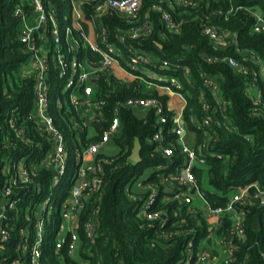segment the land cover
I'll use <instances>...</instances> for the list:
<instances>
[{
	"label": "trees",
	"instance_id": "1",
	"mask_svg": "<svg viewBox=\"0 0 264 264\" xmlns=\"http://www.w3.org/2000/svg\"><path fill=\"white\" fill-rule=\"evenodd\" d=\"M101 1L83 6L85 19L80 24L82 30L73 28V18L68 17L71 31L60 37L62 53L70 61V44H82L81 31H87L86 22L91 20L98 34L104 32L105 40L100 37L99 45L106 48L104 41L113 45L124 69L129 70L128 62H125L129 57L128 46L138 52L150 53L158 63L146 68L152 70L156 77L173 76L181 85V89L176 91H180L185 98L183 121L195 134L194 148L203 151L208 161L206 168H195L193 173L209 205L212 208L225 207L231 188L236 186L257 182L264 188L263 81L259 80L263 90L261 106H255L248 94L253 79L251 73L261 72V67L253 62L251 56L259 57L264 65V34L251 31L252 12L258 10L264 13V0H194L193 4L143 0L137 20L133 23L113 11L95 16V6ZM45 4L49 6V16L55 18L58 27L62 26L64 13L71 10L70 0H45ZM21 6L28 13H33L30 0H0V199L2 191L10 186L16 202V207L4 218L12 236L7 253L17 257L20 228L35 224L38 217L45 220L52 232L59 229L63 203H58V194H62L64 189V202L69 197L72 187L69 178L75 173L76 152L100 140L118 114L122 130L120 136L113 140L119 150L112 156L98 155L97 162L104 170L101 189L94 198L84 201V208L78 214L77 233L82 241V257L90 264H183L188 259L186 251L190 242L194 241L196 255L201 249V240L210 234V226L201 210L192 212L178 201H164L163 198L169 194L163 187L149 212L167 213L165 224L161 218L150 220L133 210L146 194L132 190V184L150 170L152 174L143 178L142 183L160 186L161 177L157 168L167 160L149 142L159 127L155 110L151 109L140 117L133 109L123 106L132 97H156L165 105L164 115L168 118L165 135L177 145L175 160L179 164L182 161L180 146L175 141V132H170L174 125L173 113L166 108L169 96L160 95L157 91H143L139 78L119 79L111 73L99 71L94 97L104 102L96 109L104 115V120L103 126H95L96 134L89 136L80 131L83 121L79 108L73 104L75 97H83L84 88L75 86L66 98H58L63 78L61 67L54 63L55 39L49 33L37 32V50L44 40L50 41L44 95L48 103L46 112L63 134L68 154L69 171L61 180L52 158L55 140L41 126L38 116L37 73L22 74V67L30 62L31 54L20 40L24 22L15 12ZM231 9L228 17L218 14ZM163 12L169 13L179 26L177 32L166 29ZM143 26L147 29L139 37L128 40L126 44L118 41L119 35L133 27ZM207 27L228 32L230 38L227 45L216 47L204 35ZM77 54L79 61L88 63H97L101 59L88 47L81 46ZM229 58L242 63L249 73L231 68L224 61ZM164 62L167 64L164 65ZM209 76L219 81L217 97L205 86V79ZM153 82L162 84L156 79ZM205 103L208 109L204 108ZM205 118L212 121L208 132L198 131L191 123L193 119L201 122ZM11 124L16 130L23 131L22 137L17 135ZM136 139L141 144V162L138 164L131 160ZM20 175H23L22 178ZM57 180H61L59 187H55ZM47 201L49 203L44 212H37L36 207ZM93 217L97 219L96 235L95 242L90 243L86 226ZM256 219L261 222L259 228L254 227ZM231 229L232 221L226 216L219 234L224 236ZM243 233L244 238L236 242L230 264H264V208L256 204L246 208ZM34 235L31 230L32 240ZM55 239L52 236L46 240L43 264H80L71 257L72 235L68 234L66 242L60 247ZM188 264L200 263L198 258H193Z\"/></svg>",
	"mask_w": 264,
	"mask_h": 264
},
{
	"label": "built area",
	"instance_id": "2",
	"mask_svg": "<svg viewBox=\"0 0 264 264\" xmlns=\"http://www.w3.org/2000/svg\"><path fill=\"white\" fill-rule=\"evenodd\" d=\"M96 0H84V2H79L77 0H70L71 6V16L73 18V28L77 30L81 29V22L84 21L85 15L83 11V6L86 3H93ZM171 3V0H169ZM173 1V0H172ZM178 2L177 0H175ZM174 1V2H175ZM143 0H102L95 6V16L103 15L109 11H113L119 14L123 19H126L128 22L133 23L137 20L139 11L141 9ZM181 2H188L193 4L194 0H182ZM30 6L33 9V12L37 14V22L35 27L29 28L25 25L26 19L29 16L27 11L21 6L16 9L15 15L18 16L24 22V29L20 35V40L27 47L28 53L31 54V60L29 64L36 72L38 83L36 85V91L38 96V116L41 120V126L46 130V132L53 137L55 140L54 151L52 154L53 163L56 169L60 172V178H62L69 171V164L67 159V153L65 150L64 136L56 127V124L51 116L46 112L48 107L47 98L44 95V90H46V80L45 72L47 70V58L48 54L45 56V68L40 71L38 69L39 63V52L36 49L35 45V35L37 32H45L46 34L52 35L55 39V44H59L55 49V61L54 63L61 67V78L66 79L70 75V69L72 68L76 79L67 80V90L68 92L73 89L75 86L84 88V95L82 98L78 96L73 99V104L80 110V119L83 121V127H80L81 132H86L88 134L89 128L93 129V134H96L95 126L102 125L104 120V115L98 113L96 109L104 105V102L100 99L94 97L95 91L97 89V81L99 77L97 73L99 71L109 72L116 66H121L120 61L122 60L119 57V53L116 52V49L113 45L104 41V46L102 48L99 43L91 44L88 38V35L85 31H81L82 44L77 43L70 44L68 49L71 53L70 61L67 58V55L62 53L60 49V37L62 34H69L70 29L67 28L63 33L56 25L55 18L49 16L48 10L49 6L45 4V0H30ZM231 9L228 12H218V14L228 17L232 13ZM254 18L251 31L254 33L264 34V13L261 11L252 12ZM163 21L165 27L169 31L177 32L179 26L174 23L172 17L169 13H162ZM87 24H95L92 20L86 22ZM147 29V26L143 27H133L128 32L119 35L118 41L122 44H126L128 40L135 39L139 37ZM52 30L55 31V34H52ZM149 31V30H148ZM147 31V32H148ZM204 35L216 46L224 47L229 42L230 34L226 31H221L216 28L207 27L204 30ZM102 37L105 40L104 32L97 35ZM98 42V41H97ZM81 46L88 47L98 55L101 59L97 63H88L86 66L88 70L83 69L82 63L74 60L77 56L78 51ZM38 53H37V52ZM127 53L129 57L125 59V62H128L129 70H126L128 73V80L140 79L143 83L147 84L151 88L158 90L160 95H168L171 98H179L183 100V107L180 109L172 106V104H166L168 111L173 113L172 119L174 120V125L171 127L170 132H175L176 134V143L180 146L182 161L179 164H176L175 160V150L176 144L170 142L165 135V125L168 122L167 116L164 115L165 105H163L160 100L156 97H147L139 98L132 97L129 98L123 106L133 109L136 111H145L144 116L151 110L154 109L156 116L158 117V129L152 138L149 139L151 144L156 146L155 151L160 153L167 162L162 164L157 168L158 176L161 177L160 186L159 185H145L142 183V179L137 180L132 185V190L139 192L140 194H146L143 197L142 202L138 205L140 216L146 217L150 220L163 219V224L166 223L167 213H150L149 210L152 204L156 201V198L160 195L162 187L164 188L165 193L169 194L163 198L167 203L178 201L180 204H184L189 207V210L194 212L201 210L210 226V234L201 240L200 246L201 249L196 253L194 252V241H191L188 249L186 251L187 261L183 264H188L193 258H198L200 264H210L209 260L213 259L214 262L217 260L218 264H230L233 261L232 253L236 249V242L241 241L244 238L243 226L245 224L246 218V208L250 205L256 204L264 208V188H261L257 182L248 183L242 186H236L231 188L229 199L225 207H216L212 208L209 203L205 200L202 191L199 188L196 176L193 171L195 168H206L207 167V158L203 151H197L194 147L188 145L185 142V136L187 134V126L185 125L182 114L185 107V98L180 91L176 89H181L179 81L173 77L168 76L167 78L156 77L152 70H148L147 66H155L158 63L150 53L147 52H138L133 49L132 46L127 47ZM238 51H240L238 49ZM244 52V51H241ZM79 58V57H78ZM254 63L261 67V72H253V79L249 85L248 94L254 101L255 106H261L262 103V88L259 85V80L261 79L264 84V65L261 59L257 56H251ZM231 68L236 71L248 74V69L240 62L234 58H229L224 60ZM71 62V63H70ZM27 64H24L27 67ZM100 64V68H92L91 65ZM167 64L166 62L163 63ZM22 67V74L27 75ZM143 68V69H142ZM31 72V73H32ZM39 73H42L39 76ZM120 79V78H119ZM158 80L162 84H156L153 80ZM205 86L211 90V93L214 96L219 95V81L215 77H207L205 79ZM152 90L151 92L155 91ZM144 91V90H143ZM160 91V92H159ZM147 92V93H151ZM225 107L224 102L222 103ZM204 108L208 109V105L205 103ZM264 112V109H263ZM143 116V117H144ZM211 119L205 118L203 121L198 122L192 120V125L198 130L203 132H208V128L211 125ZM12 128L17 132L19 137L23 136V131L16 130L15 125L11 124ZM103 126V125H102ZM87 130H86V129ZM122 130L121 119L117 114L116 117L111 122L110 127L106 130L100 140L97 142L91 143L90 145L82 148L76 152V157L74 158L75 173L70 179L72 187L70 189V194L68 199L62 204L61 211L62 215L64 214V220H69L73 218L71 211H77L75 213L74 225L72 229L67 231L66 237H61V233L65 231L64 224L61 222L59 229L52 232V236H55V243L58 247L64 244L67 240L68 234L72 235V243L70 246L71 252L75 246V243L80 241L82 246V241L79 238L77 233L78 227V211L77 209L84 208V201L94 198V196L100 191L102 186V177L104 173L101 163L97 162L98 155L104 153V150L109 146L112 140L120 136ZM105 155V154H103ZM112 156V155H106ZM21 172V170H20ZM152 171L147 170L143 175L144 178L149 177ZM23 175H20L22 178ZM61 180H57L55 187L61 185ZM16 180L14 181V184ZM170 190V192H167ZM194 193L192 194V191ZM0 199V264H43V250L40 249L41 244H45L43 230L46 227V222L44 219L38 217L35 224L27 225L20 228L19 237L20 240L17 243L16 250L19 253L17 257H14L10 253H7V246L12 240L11 232L6 225L4 218L9 214V211L13 210L16 207V202L13 200V190L10 186L6 187L2 193ZM85 197L87 199L85 200ZM195 197H198L203 205L201 204L198 208L195 206ZM74 213V212H73ZM79 213V214H80ZM228 216L232 221V229L229 230L226 235L221 236L219 234V229L224 224L225 217ZM209 218L214 220V223H209ZM97 225L96 217L91 218L90 222L86 226L88 239L90 243L95 242V229ZM35 228V237L32 240L31 230ZM37 228V231H36ZM214 231L217 234L218 240L214 239ZM230 235V239H228ZM51 236V237H52ZM222 247V253L217 252V247L214 244ZM28 244V245H26ZM26 245V246H25ZM209 254V251L211 250ZM88 254L92 255L91 252ZM58 255V254H57ZM58 258L60 256L58 255ZM81 264H90V262L82 257ZM11 260V262H10Z\"/></svg>",
	"mask_w": 264,
	"mask_h": 264
},
{
	"label": "rangeland",
	"instance_id": "3",
	"mask_svg": "<svg viewBox=\"0 0 264 264\" xmlns=\"http://www.w3.org/2000/svg\"><path fill=\"white\" fill-rule=\"evenodd\" d=\"M77 1H80V2H84V0H77ZM86 1H88V0H86ZM91 1H93V0H91ZM173 1H175V0H173ZM178 2H180V1H182V0H177ZM176 2V1H175ZM28 13V12H27ZM29 14V16L27 17V19H26V22H25V25L27 26V27H29V28H32V27H35L34 25H35V23L37 22V14L35 13V12H33V13H28ZM68 17H71V11H67L66 13H64V15H63V21H62V26H59L60 27V29H61V31L64 33L65 32V30L68 28V24H67V19H68ZM23 29H24V25H23ZM86 33H87V35H88V38H89V41H90V43L91 44H95V43H97L98 44V39H100V36L98 37L97 35H99L98 33H97V28H96V26H95V24H93V23H91L90 24V30L89 31H86ZM52 34H55V31L54 30H52ZM54 39H56V38H54ZM43 45L38 49V52H39V55H38V57H39V63H38V69H40V71L42 72V70L45 68V56L48 54V52H49V49H50V41L49 40H44L43 42ZM58 45L59 44H55V46L56 47H58ZM37 52V51H36ZM37 52V53H38ZM79 56H78V54H77V56L74 58V60H76V61H79V58H78ZM79 62H81L82 63V67H83V69H85V70H88L87 69V66H86V61H79ZM71 63V62H70ZM24 69H25V71H26V74L28 75L29 73H31L34 69L29 65V64H27V67H25V65H24ZM113 72H115L114 71V68H113V70L111 69V70H109V72L108 73H111V74H113L114 75V73ZM42 75V73H39V76H41ZM73 80V79H76V75H75V73H74V71H73V69L71 68L70 69V75H69V77H66V79H63V80H61L60 81V84H59V87H60V89H59V92H58V98H60V97H63V98H66V96H67V94H68V90H67V80ZM143 90L145 91V92H151L152 90H155V89H153V88H151L150 86H148L147 84H145V83H143ZM179 103H181L180 101H178L177 103H173V105L172 106H174L175 107V105L177 106V104H179ZM137 112V111H136ZM93 132V129L92 128H89V130H88V135L90 136L91 135V133ZM187 132H189V130H187ZM189 134H193L192 132H189ZM188 139H189V136L186 134V136H185V142L187 143V144H189V145H191L189 142H188ZM112 144H115V142H114V140H112V142H111ZM192 146L194 147V144H192ZM142 178H144V175H142L141 177H140V179H142ZM69 181H70V178H69ZM128 186L129 185H127L126 186V188H128ZM127 191H128V189H126ZM62 191V194H58L59 196H58V203L60 202L61 204L62 203H64V198H63V192H65V190L63 189V190H61ZM48 201L45 203V202H42V203H40L39 204V206L38 207H36V209H37V212H44V210H45V208L48 206ZM200 204L199 203H196L195 204V206L198 208V206H199ZM58 207V206H57ZM200 207V206H199ZM53 208V207H52ZM77 210H81L80 208L79 209H77ZM133 210H137L138 212H139V209H138V205L136 206V208H134L133 207ZM72 212V214H73V218H70L69 220H64V214L62 215V222H63V224H64V228H65V231H63L62 233H61V237H66V235H67V231H69V230H71L72 229V226L74 225V220L76 221V219H75V213L77 212V211H71ZM74 212V213H73ZM209 223H211V224H213L214 223V220L212 219V218H209ZM35 230V228H33L32 229V231H34ZM36 231H37V228H36ZM43 236H44V240H47L48 238H50L51 236H52V231L47 227V225H46V227H45V229L43 230ZM213 236H214V239L215 240H218V238H217V234H216V232L214 231V234H213ZM26 245H28V244H26ZM25 245V246H26ZM44 243L43 244H41L40 245V249L41 250H43L44 249ZM214 246L215 247H217V252H219L220 254L222 253V247H220V246H218L216 243L214 244ZM212 251V248H211V250L209 251V254H210V252ZM71 257L75 260V261H78V262H82V258H81V242L80 241H78V242H76L75 243V246H74V248L72 249V253H71ZM209 263L210 264H218L217 263V260L214 262V260L213 259H210L209 260ZM81 264V263H80Z\"/></svg>",
	"mask_w": 264,
	"mask_h": 264
},
{
	"label": "crops",
	"instance_id": "4",
	"mask_svg": "<svg viewBox=\"0 0 264 264\" xmlns=\"http://www.w3.org/2000/svg\"><path fill=\"white\" fill-rule=\"evenodd\" d=\"M80 2V1H79ZM83 2V1H82ZM81 2V3H82ZM90 30V24H88V28H87V31H89ZM113 70V69H112ZM114 71L115 72H113L114 73V75L117 77V78H120V79H128V73L125 71V70H123V68L121 67V66H116V67H114ZM155 91H157L158 92V90H155ZM160 92V91H159ZM169 103L170 104H172L173 105V103H177L178 101H180L181 103H179V104H177V106L175 105V107H177V108H181V107H183V100H181V99H179V98H176V97H174V98H171V97H169ZM137 113V115H139L140 117H143L144 116V114H145V111H137L136 112ZM190 132V131H189ZM189 132H187V135L189 136V139H188V142L191 144L190 146H192V144H195V134L193 133V134H189ZM93 134V133H92ZM189 145V144H188ZM193 147V146H192ZM118 150H119V148H118V146L116 145V144H112V143H110L109 144V146L104 150V153L103 154H105V155H114V154H116L117 152H118ZM193 194V193H192ZM196 203H199V204H201V206L203 205V202H201L200 201V199H198V197H195V204Z\"/></svg>",
	"mask_w": 264,
	"mask_h": 264
},
{
	"label": "water",
	"instance_id": "5",
	"mask_svg": "<svg viewBox=\"0 0 264 264\" xmlns=\"http://www.w3.org/2000/svg\"><path fill=\"white\" fill-rule=\"evenodd\" d=\"M91 67L97 69V68H100L101 65H100V64H97V65H91ZM100 127H101V125L98 126V128H100ZM140 152H141V144H140L139 140L136 139V141H135V145H134V148H133V150H132V154H131V160H132L134 163H136V164H138V163L141 162V155H140ZM167 192H170V190H167ZM192 193H194V190L192 191ZM86 199H87V197H85V200H86ZM79 213H80V210L78 211V214H79ZM260 225H261L260 220H259V219H256L255 222H254V227H255V228H259ZM230 237H231V236L228 235V239H230Z\"/></svg>",
	"mask_w": 264,
	"mask_h": 264
}]
</instances>
